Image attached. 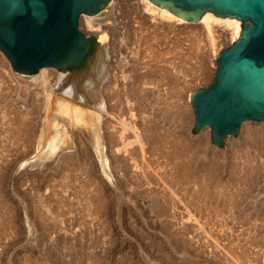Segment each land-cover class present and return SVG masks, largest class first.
Returning a JSON list of instances; mask_svg holds the SVG:
<instances>
[{
	"label": "rangeland",
	"instance_id": "obj_1",
	"mask_svg": "<svg viewBox=\"0 0 264 264\" xmlns=\"http://www.w3.org/2000/svg\"><path fill=\"white\" fill-rule=\"evenodd\" d=\"M134 2L109 0L101 12L111 3L116 8L104 41L115 63L111 72L128 74V64L139 58L140 72L153 69V88L148 85L153 96L144 107L132 110L129 96L132 102L121 101L114 111L136 124L142 152L129 131L119 138L121 128L108 124L107 113L46 91L82 112H96L97 122L105 121L101 135L114 136L102 140L97 153L86 134L73 127L40 155L41 115L31 93L37 88L30 83L37 73L20 78L11 69L17 80L11 83L0 70V96L5 97H0V264H264V123L244 122L238 136L225 138L220 147L211 145L208 128L191 131L188 97L212 81L213 58L230 45L229 32L216 25L205 30L199 22L152 20L141 4L137 9L147 28L138 30L142 20ZM85 16L79 29L94 34L103 51L105 43L86 28ZM235 21L240 31L242 23ZM99 51L80 75L92 68L98 72ZM28 107L29 116H23L31 120L33 136L22 145L11 110ZM148 119L153 120L155 143L146 139ZM171 141L183 142L186 153L171 147ZM96 192L99 202H94Z\"/></svg>",
	"mask_w": 264,
	"mask_h": 264
},
{
	"label": "water",
	"instance_id": "obj_2",
	"mask_svg": "<svg viewBox=\"0 0 264 264\" xmlns=\"http://www.w3.org/2000/svg\"><path fill=\"white\" fill-rule=\"evenodd\" d=\"M185 23L205 13L242 23L239 36L215 58L213 79L189 96L191 131L209 129L220 147L236 137L244 122L264 123V0H148ZM109 0H0V52L11 69L33 75L43 68L84 72L101 46L79 29L83 14L93 16ZM93 37V38H92ZM96 41V40H95Z\"/></svg>",
	"mask_w": 264,
	"mask_h": 264
},
{
	"label": "bare ground",
	"instance_id": "obj_3",
	"mask_svg": "<svg viewBox=\"0 0 264 264\" xmlns=\"http://www.w3.org/2000/svg\"><path fill=\"white\" fill-rule=\"evenodd\" d=\"M134 3H135V8L136 9L138 8L137 6H139V4H141L142 8H143L142 12L143 13H147L148 15H152L153 19L150 17L152 20H155V19L157 20V18H158V19H162V20L164 19L165 21L167 20V22H175V23L177 22L179 24L184 22L180 18H177V17L173 16L172 14H170L167 10L162 9L160 7L157 8V6H154L148 0H135ZM115 10H116V8L114 7V4L111 3L109 5L107 11H103V12L100 11L99 12L100 14L98 13V15L96 14V15H93V16H85V18L83 19V20H85V24L84 25H86V28L91 30V31H95L96 35H98L97 37H98V41H100V43L105 41V37L107 35L106 33H108L109 30H110L109 27H108V25H110L109 22H111L112 25H113V23L116 21V20H114V15L116 14ZM142 12L141 11L139 12V10H138V15L139 16L136 14L142 20V22L139 20L140 21V23H139L140 25L136 22L138 24V26H139L138 30H142V29H146L147 28L146 26L142 27L143 23L147 24L143 20V17L141 15ZM140 15H141V17H140ZM144 17H145V15H144ZM145 18H147V16ZM147 20H148V18H147ZM107 21H109L108 24H107ZM199 23H201L204 26L205 30H210V28H212V26H214V25L223 27V29H225L227 32H229V35H230L229 38L231 40L230 44L233 41H235V39H237V37L239 36V33H240L237 21H235L233 19H229V18H225V19L224 18H218V17L214 16L211 13H205L200 18ZM111 26H110V28L112 30L113 28ZM121 26H123V25H121ZM124 26L122 28L126 29V27H124ZM152 28H153V25H152ZM109 34L111 35V33H109ZM148 34H150V33H148ZM104 48L105 49H103V51L101 49L99 51V52H102V55L100 56L101 66L98 69V72L96 71V69L94 71L93 68H92V71H90V73L88 75L83 77V75H80V74L68 75L67 73L57 72L55 70H52L51 68H43V69H41V70H39L37 72L36 76H34V77L31 76L32 78L30 79V83H32L34 85V89L37 88L36 89L37 92L33 91L31 93H32V95H34V97L36 96V98L38 99L37 101H39L38 104H37L38 105L37 107L39 108L40 115H41L40 116V118H41V120H40V122H41V136H39V138L41 137L40 140L42 141L43 146H42V148H41V146H37L38 153L40 155L41 154H45V153H47L49 151V149L47 150V147L49 148L50 144L54 143V141L57 138V136H64L65 133H66L65 130L69 131L73 127H77L78 129L81 130V132H84V134H86V138L88 139V141L91 144L95 145V148H93L94 151L97 148V150H96L97 153L99 152L98 145H99V143H101L102 140L111 141L113 139V136H114L113 134L114 133H112V132H104L101 135L102 124H104L105 121H103L101 124H99L97 122L98 115L95 114L96 112L90 111V110H88V112H82L80 110V108L76 107L72 103H69L64 98H67V99H69L71 101L75 100V101H78L80 103L81 102L88 103L89 107H92V109H94V110L97 109L98 111H100L102 113H105V115H106V113L108 115H110V118L112 119V121H110V119H109L110 122H108V124H110L112 122L111 124H113V126H111V127H113V128H116V127L119 128L120 127L121 128V133H120L119 138L120 139L121 138H125L124 132L129 131L130 133L133 134V136L135 137L136 141L139 143L140 151L141 152L143 151V144L141 143V140H140V137H141L140 136V132L135 127L136 124H132V122L131 123L128 122L129 121V117H128V121H127V119L122 118L123 114H119L120 112L115 114L114 111L118 112V110H116V107H117V104L119 102L122 103V102H126V101H131V99H130L131 97L133 98L132 99L133 102L131 101L133 103L132 104L133 108L131 107L132 110L135 109V110L139 111V110H141L142 107H144L145 102L150 100L148 98L150 96H153V89H152L153 88V86H152L153 85V82H152L153 69L146 70L144 72H140L141 71L140 68L141 69H144V68L140 67L141 63L139 61V59H140L139 58L138 60L135 59V64L134 63H131V65L128 64V66L131 67V68L128 69V71L131 70L132 73H129V72H131V71H129L128 74H127V71H125L124 69H121L120 70V73H121L120 75L113 74L111 72V70H110V67L113 65L114 60L112 59L113 61H111L110 55L108 54V51L110 49L109 44L105 43L104 44ZM2 56L3 55L0 54V65L4 63V57H2ZM216 56H215V58H216ZM124 58H125L124 62H122L124 64H123V66H121L122 68H125V66L127 64L125 61L128 59V57L126 56ZM215 58H213V59H215ZM132 62H134V61H132ZM6 64H7V75H10V76L7 77L8 80L11 83L13 81L16 83L17 80L15 78H13V77H15L14 75L12 77L13 73L10 71L11 70V66H10V64H9V62L7 60H6ZM114 66H116V65H114ZM148 68H149V64H148ZM114 69H115V67H114ZM18 76H20V78L21 77L22 78L26 77V76H24L22 74L18 75ZM125 80H126L127 83L122 82V81H125ZM119 81H121V83H120L121 86L118 84ZM116 82L118 84L117 85L118 87L115 86ZM148 85H151L152 88L148 87ZM46 91H50V93L56 91V92H58L60 94V96H62L64 98L58 97V96L57 97L56 96H52V95H50V93L46 94ZM2 94H1V96L4 97ZM4 95H6V94H4ZM129 96H131V97L128 99ZM105 97H106V99H105ZM122 97H123V99H122ZM108 98L111 99L114 104L108 103V101H109V100L107 101ZM188 99H189V97H188ZM131 102H130V105H131ZM120 103L118 105H120ZM23 105L25 106V104H23ZM81 105H82V103H81ZM16 109L17 110H15L14 112L11 110L12 114L14 113V115H15V116H12V117L13 118L16 117V120H18L17 124L19 125V130H17L18 134H19V137L16 138V140L18 139L19 141H21V143L23 145V143H25V142L27 143L28 141H30V138L33 136V134L31 135L33 126L31 124V120H29L30 122H27L26 120H24L25 117L29 116V107L25 108L26 110L24 108H23L24 110H19L18 108H16ZM121 109L124 112V110L125 111L127 110V107L121 108ZM108 110H110V111H108ZM111 111H113V112H111ZM23 115H27V116L24 117ZM5 116H6V114H5ZM18 117H19V119H18ZM21 117H24V118H21ZM130 118H131V116H130ZM169 118H171V117H169ZM146 119H144V120H146ZM17 124H15V127H16ZM144 125H146L145 127L147 128V133H148L147 136H146V139H148L149 141H152L153 143H155L157 141V139H156L157 137H156V135L153 136V120L148 119V123H146ZM99 126H101V127L99 128ZM12 127H14V126H12ZM103 127H105V126H103ZM12 130H15V129H12ZM10 131H11V129H10ZM105 131H108V129L105 130ZM143 131H144V129H143ZM13 132H15V131H13ZM33 133H34V130H33ZM16 135L17 134H15V136ZM11 137H12V135H11ZM250 137L251 136H249V138ZM262 138H264V136H262ZM3 140H4V138H3ZM16 140H14V141H16ZM161 141H163V139H161ZM96 143H97V145H96ZM109 144H111V142ZM169 144L174 149H178L181 154L186 153L185 151L187 149L184 146L183 142L179 143V145H178V144L175 143V141H171ZM56 145H54L53 147H55ZM19 149H21L20 146H19ZM121 149H120V151H121ZM5 151H7V150H5ZM116 151L118 152L119 149L117 148ZM126 152H127V149L125 147H123L122 153H126ZM187 168H189V167L186 166L185 169H187ZM93 197H94V202L95 201L99 202V198H100L99 192H96ZM0 206H2V205H0ZM2 209H3V207H2ZM7 221L8 220H6V222ZM7 224H9V223H7Z\"/></svg>",
	"mask_w": 264,
	"mask_h": 264
},
{
	"label": "flooded vegetation",
	"instance_id": "obj_4",
	"mask_svg": "<svg viewBox=\"0 0 264 264\" xmlns=\"http://www.w3.org/2000/svg\"><path fill=\"white\" fill-rule=\"evenodd\" d=\"M92 38H93V37H92ZM93 41L96 42V43H98L97 41H95V37L93 38ZM91 54H92V53H91ZM91 54H89L88 57L85 58V59L83 60V62H82V64H81L80 67H78V68L70 67V68H68V70H67L66 73H67L68 75H72V74H74V73H78V72L80 71V69L83 67V65L86 63V61L88 60V58L90 57ZM58 72H60V71H58ZM64 73H65V72H64Z\"/></svg>",
	"mask_w": 264,
	"mask_h": 264
},
{
	"label": "built area",
	"instance_id": "obj_5",
	"mask_svg": "<svg viewBox=\"0 0 264 264\" xmlns=\"http://www.w3.org/2000/svg\"><path fill=\"white\" fill-rule=\"evenodd\" d=\"M0 54H2L1 52H0ZM3 55V54H2ZM2 57H4V63L3 64H1L0 65V70H4L5 72H7V64H6V60L7 59H5V56L3 55ZM3 68V69H2ZM10 70V69H9ZM11 71V70H10Z\"/></svg>",
	"mask_w": 264,
	"mask_h": 264
}]
</instances>
